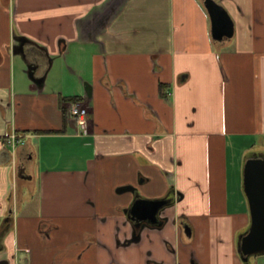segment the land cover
I'll return each mask as SVG.
<instances>
[{"label":"crops","instance_id":"1","mask_svg":"<svg viewBox=\"0 0 264 264\" xmlns=\"http://www.w3.org/2000/svg\"><path fill=\"white\" fill-rule=\"evenodd\" d=\"M216 1L221 41L203 0H0V261L264 264L239 250L244 163L264 156V0ZM169 194L163 225L135 213Z\"/></svg>","mask_w":264,"mask_h":264},{"label":"water","instance_id":"2","mask_svg":"<svg viewBox=\"0 0 264 264\" xmlns=\"http://www.w3.org/2000/svg\"><path fill=\"white\" fill-rule=\"evenodd\" d=\"M207 11L210 14L212 22V34L214 39L223 40L225 37H232L234 33V23L227 9L216 0H203ZM14 46L15 53H21L25 58H29V50H26V39L19 38ZM37 66L28 63L29 77L41 88L45 76L36 75ZM123 190H133V186L121 188ZM244 189L247 195L251 224L248 231L240 236L239 250L243 260L247 261L250 256L264 253V156H249L244 163ZM137 210L135 213L140 219L146 220L152 224L162 225L163 220L160 214L169 205L166 198L159 200H137ZM140 224H137L139 226ZM146 224H142L144 228ZM188 236L192 234L191 227L184 225ZM140 232H136L132 240H139ZM0 264H9L8 260H1Z\"/></svg>","mask_w":264,"mask_h":264},{"label":"built area","instance_id":"3","mask_svg":"<svg viewBox=\"0 0 264 264\" xmlns=\"http://www.w3.org/2000/svg\"><path fill=\"white\" fill-rule=\"evenodd\" d=\"M69 114L79 120L84 126L87 124L89 116V108L81 101L72 102L69 105ZM25 137L17 132H12L9 135V143L16 147L19 143H24Z\"/></svg>","mask_w":264,"mask_h":264},{"label":"trees","instance_id":"4","mask_svg":"<svg viewBox=\"0 0 264 264\" xmlns=\"http://www.w3.org/2000/svg\"><path fill=\"white\" fill-rule=\"evenodd\" d=\"M160 88H161V93H162V94H165L163 84L160 85ZM66 99L71 100V101H73V102H76V101H82V100H83V98H82L81 96H73V97H69V98H66ZM135 230H136V232L138 233V231L140 230V228H139V227H136Z\"/></svg>","mask_w":264,"mask_h":264},{"label":"flooded vegetation","instance_id":"5","mask_svg":"<svg viewBox=\"0 0 264 264\" xmlns=\"http://www.w3.org/2000/svg\"><path fill=\"white\" fill-rule=\"evenodd\" d=\"M168 200L169 205H171L174 201V198L169 194L167 197H165ZM165 222V219H163V223ZM162 223V225H163Z\"/></svg>","mask_w":264,"mask_h":264},{"label":"rangeland","instance_id":"6","mask_svg":"<svg viewBox=\"0 0 264 264\" xmlns=\"http://www.w3.org/2000/svg\"><path fill=\"white\" fill-rule=\"evenodd\" d=\"M28 77V76H27ZM237 150V149H236ZM258 149L257 148H255V150H253V151H257ZM239 151H240V153H241V149H239ZM38 164H39V162H38Z\"/></svg>","mask_w":264,"mask_h":264}]
</instances>
